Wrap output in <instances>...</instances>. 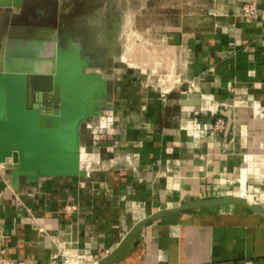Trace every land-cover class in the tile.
<instances>
[{
  "label": "crops",
  "instance_id": "obj_1",
  "mask_svg": "<svg viewBox=\"0 0 264 264\" xmlns=\"http://www.w3.org/2000/svg\"><path fill=\"white\" fill-rule=\"evenodd\" d=\"M15 1L0 0V47L48 55L49 41L35 48L28 38L50 30L40 19L46 0ZM244 1H229L215 30L187 40V85L114 88L111 118L96 128L92 119L81 141L85 176L13 182L0 163L4 256L95 264L155 210L222 195L264 207V18L242 21ZM29 2L32 19L18 20ZM111 264H264V214L236 204L167 213Z\"/></svg>",
  "mask_w": 264,
  "mask_h": 264
},
{
  "label": "water",
  "instance_id": "obj_2",
  "mask_svg": "<svg viewBox=\"0 0 264 264\" xmlns=\"http://www.w3.org/2000/svg\"><path fill=\"white\" fill-rule=\"evenodd\" d=\"M20 4L21 0L14 2ZM52 32L48 30L45 36L32 32L30 44L42 48L53 39ZM18 43L0 47V163H7L13 182L20 177L35 181L85 176L87 172L80 168L81 130L104 107L107 82L99 72L104 61L79 54L72 44L59 47L54 39L48 55L25 51ZM48 62L51 67L45 70ZM228 204L264 214V207L243 196L194 198L138 220L95 264L113 263L144 226L167 213Z\"/></svg>",
  "mask_w": 264,
  "mask_h": 264
},
{
  "label": "rangeland",
  "instance_id": "obj_3",
  "mask_svg": "<svg viewBox=\"0 0 264 264\" xmlns=\"http://www.w3.org/2000/svg\"><path fill=\"white\" fill-rule=\"evenodd\" d=\"M229 1L49 0L50 4L55 2L57 13L68 17L64 26L79 31L91 44L110 50L108 68L102 70L108 93L100 110L104 123L111 118L110 108L106 107L112 103L110 99H119L113 95L114 88L129 83L137 88L167 91L187 85V40L215 30L222 20L221 8L232 4ZM32 3L25 5L24 16L18 20L32 19ZM91 120L82 128L87 144Z\"/></svg>",
  "mask_w": 264,
  "mask_h": 264
},
{
  "label": "flooded vegetation",
  "instance_id": "obj_4",
  "mask_svg": "<svg viewBox=\"0 0 264 264\" xmlns=\"http://www.w3.org/2000/svg\"><path fill=\"white\" fill-rule=\"evenodd\" d=\"M55 5V2H52V4H50L49 0H46L44 3L45 13L40 18L45 26H48L49 29L53 30V32L51 33V38L56 41V45L59 47H64L65 45L67 46L68 44H72V47L74 49H77V52L79 54L90 57L93 61L99 63H101L103 60L104 64L103 67L100 68L99 72L101 74H104L102 70H107L111 57L108 47H97L86 40L79 31H71L70 27L64 26V20H67L68 17H66V15H60L61 13H57ZM53 39H51L48 43L50 50L49 54L52 50ZM50 67L51 63L48 62L44 69L47 70L50 69Z\"/></svg>",
  "mask_w": 264,
  "mask_h": 264
},
{
  "label": "built area",
  "instance_id": "obj_5",
  "mask_svg": "<svg viewBox=\"0 0 264 264\" xmlns=\"http://www.w3.org/2000/svg\"><path fill=\"white\" fill-rule=\"evenodd\" d=\"M239 18L242 21L248 22L252 20L255 16L261 15L264 18V8L260 5V3L254 0H247L242 2L239 8ZM91 126V125H90ZM224 128V123L221 119L216 121L215 127ZM97 137V136H96ZM5 239V235L0 233V264H25L23 261L9 258L4 256V248H3V241ZM80 261L73 260L70 256H64L61 262H51L50 264H79Z\"/></svg>",
  "mask_w": 264,
  "mask_h": 264
},
{
  "label": "bare ground",
  "instance_id": "obj_6",
  "mask_svg": "<svg viewBox=\"0 0 264 264\" xmlns=\"http://www.w3.org/2000/svg\"><path fill=\"white\" fill-rule=\"evenodd\" d=\"M103 76H104V74H103ZM105 77V76H104ZM103 112V111H102ZM102 112H101V115H100V113H99V115H96V116H94L93 118H94V128H96V127H98V126H103V124H104V122L102 121L103 119H102V115L104 114H102ZM105 112V111H104ZM88 126V124L87 123H85V124H83L82 125V128H83V126ZM90 126V125H89ZM92 127H93V125H92ZM82 139H83V132H82V130H81V141H82ZM80 149H82V147L80 148ZM7 164V163H6Z\"/></svg>",
  "mask_w": 264,
  "mask_h": 264
}]
</instances>
